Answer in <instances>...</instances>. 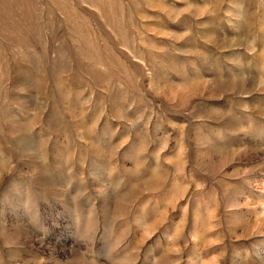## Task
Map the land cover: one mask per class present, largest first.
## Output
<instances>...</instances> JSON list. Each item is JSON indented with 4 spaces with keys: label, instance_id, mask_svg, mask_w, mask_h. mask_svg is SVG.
Listing matches in <instances>:
<instances>
[{
    "label": "rangeland",
    "instance_id": "rangeland-1",
    "mask_svg": "<svg viewBox=\"0 0 264 264\" xmlns=\"http://www.w3.org/2000/svg\"><path fill=\"white\" fill-rule=\"evenodd\" d=\"M0 264H264V0H0Z\"/></svg>",
    "mask_w": 264,
    "mask_h": 264
}]
</instances>
